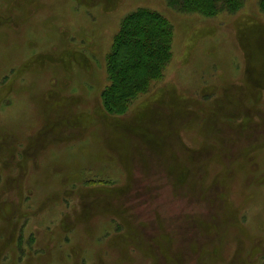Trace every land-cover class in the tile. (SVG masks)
<instances>
[{"label": "rangeland", "instance_id": "374dc122", "mask_svg": "<svg viewBox=\"0 0 264 264\" xmlns=\"http://www.w3.org/2000/svg\"><path fill=\"white\" fill-rule=\"evenodd\" d=\"M26 7L0 0V264H264V57L242 41L264 31L257 0L215 16L167 0H33L17 26ZM139 8L172 25L170 58L113 106L107 56ZM141 132L176 167L150 171L147 148L133 157ZM91 140L109 149L81 155L63 184L25 192L15 177L17 162L28 172Z\"/></svg>", "mask_w": 264, "mask_h": 264}, {"label": "trees", "instance_id": "16d2710c", "mask_svg": "<svg viewBox=\"0 0 264 264\" xmlns=\"http://www.w3.org/2000/svg\"><path fill=\"white\" fill-rule=\"evenodd\" d=\"M244 0H167L181 12L215 16L222 11L234 12ZM264 13V0H257ZM113 49L107 56L110 85L104 91L112 105L126 106L147 80L160 76L170 58L172 25L165 17L139 8L128 14L114 37ZM123 48V50L121 49Z\"/></svg>", "mask_w": 264, "mask_h": 264}, {"label": "bare ground", "instance_id": "6f19581e", "mask_svg": "<svg viewBox=\"0 0 264 264\" xmlns=\"http://www.w3.org/2000/svg\"><path fill=\"white\" fill-rule=\"evenodd\" d=\"M27 3H28V7L25 8L26 12L25 13L18 12V14H17V26L24 23V21L27 18H29L30 8L33 4V0H27ZM39 4H41V3H36V5H39ZM237 22H238L237 23V29L240 28V30L242 27L250 24V20L246 19V17L239 18L237 20ZM249 31H251L252 35H253L252 41L247 43L244 40H242L243 46L247 47V52H251L252 50H255L256 53L258 51L260 53L259 55L264 57V52H262V51H264V40H263L264 39V31L258 30L256 32L254 27L251 28ZM261 59L262 58L260 57L258 59V61H261ZM257 64L260 65V63H257ZM255 67H256V64H253L251 62L248 66V69H251V68L253 69ZM255 74L258 75V71H256ZM33 118H35V120H36L37 117H33ZM25 119H29V118L26 117ZM90 120L92 121V117L90 118ZM43 121L45 124V116L43 117ZM23 122H24V120L17 123L18 132L20 133L19 135L25 134L26 125L23 124ZM44 132H46L45 128H43L42 134H45ZM94 133H90L91 137L95 138L98 141V139L95 137L97 132L95 134ZM139 134H140L139 137L136 139L139 142V144L137 145V147L134 148V150L137 152L138 155L133 154V157H136L137 159H139V158L142 159V157H143L142 151L149 152L150 163H148L147 167L149 168L150 171L157 166L156 163L158 161L161 163V165H159L160 168L161 167L162 168H168L170 165L172 168H174V166L176 167V164L173 165L174 163L173 162L171 163L170 158L172 157V155L170 153L166 154L168 157H164V156L158 155L156 153V151L159 150V145H160V147L163 146V143L161 141V139H162L161 136H159L158 134H152L151 132H148L146 134H145V132H141ZM114 137H116V136H113V138ZM88 141H86V142H88ZM141 142H143V146H141ZM95 145H96L95 140H91L88 143H82L77 148L70 150L69 148H66V146L64 144H59L56 146L57 148L55 147V149H56L55 152H57L58 154L54 155V157L52 156V158L54 160L49 161L48 163H46L45 165H42L41 167H39V163H34L35 165H33L32 162H27V164L29 166V170H28V172H26L25 163H24L25 161L22 160L21 162H17L18 171H17V174L15 175V177H17L18 180L22 179L24 181L25 180L28 181V183H26V184L24 183L25 192H32V191L40 192L41 190L49 189L53 185V183L63 184V183H65V180H67L69 177L68 173L62 174L63 171H66L69 165L73 166L74 162H77V161L79 162V160L81 159L80 158L81 155L87 156V154H89L88 152L91 153V151H94V153H91L89 155V159L90 160H92V159L97 160L100 153L105 154L106 150L109 149L108 145L105 147H102V148L101 147L95 148ZM6 147L11 148V145L6 144ZM144 148H147V150H142ZM112 150H113L115 155L117 153L116 158H117V162H119V157H120L119 153H120L121 149L120 148H112ZM97 151L99 152V154L96 153ZM165 162L168 163V165H164L163 163H165ZM68 169H70V168H68ZM137 170H138V168H137ZM176 173H178V172H176ZM9 180H10V178L6 182H8ZM4 187H5L4 189H7V184H5ZM22 194H23V190H21V195ZM1 203H3V202H1ZM4 204L7 205L8 207L5 208L6 210H4V212H3V217L8 218L11 215L12 211L17 207V205H13L11 200L5 201ZM43 204H44V202L41 203V205H43ZM49 241H52V239L50 238L49 235H46L44 238V242L48 243ZM94 249L97 251L95 246H94ZM59 252H62V251H59ZM45 257L46 256H44L42 258V261L44 262V264L46 263L45 259H44Z\"/></svg>", "mask_w": 264, "mask_h": 264}]
</instances>
